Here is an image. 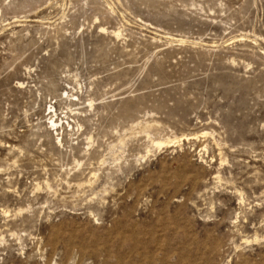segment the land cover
<instances>
[{
  "label": "rangeland",
  "instance_id": "374dc122",
  "mask_svg": "<svg viewBox=\"0 0 264 264\" xmlns=\"http://www.w3.org/2000/svg\"><path fill=\"white\" fill-rule=\"evenodd\" d=\"M0 264H264V0H0Z\"/></svg>",
  "mask_w": 264,
  "mask_h": 264
},
{
  "label": "bare ground",
  "instance_id": "6f19581e",
  "mask_svg": "<svg viewBox=\"0 0 264 264\" xmlns=\"http://www.w3.org/2000/svg\"><path fill=\"white\" fill-rule=\"evenodd\" d=\"M161 146V145H160Z\"/></svg>",
  "mask_w": 264,
  "mask_h": 264
}]
</instances>
